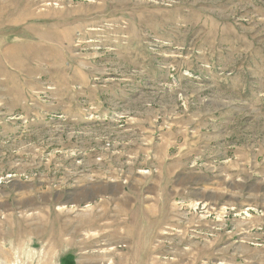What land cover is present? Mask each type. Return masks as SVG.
<instances>
[{
	"label": "rangeland",
	"instance_id": "obj_1",
	"mask_svg": "<svg viewBox=\"0 0 264 264\" xmlns=\"http://www.w3.org/2000/svg\"><path fill=\"white\" fill-rule=\"evenodd\" d=\"M0 264H264V0H0Z\"/></svg>",
	"mask_w": 264,
	"mask_h": 264
}]
</instances>
